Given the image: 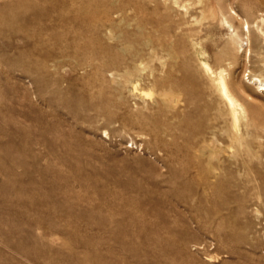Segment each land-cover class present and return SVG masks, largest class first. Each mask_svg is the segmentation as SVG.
Returning a JSON list of instances; mask_svg holds the SVG:
<instances>
[{
    "label": "rangeland",
    "instance_id": "374dc122",
    "mask_svg": "<svg viewBox=\"0 0 264 264\" xmlns=\"http://www.w3.org/2000/svg\"><path fill=\"white\" fill-rule=\"evenodd\" d=\"M261 15L0 0V264H264Z\"/></svg>",
    "mask_w": 264,
    "mask_h": 264
},
{
    "label": "bare ground",
    "instance_id": "6f19581e",
    "mask_svg": "<svg viewBox=\"0 0 264 264\" xmlns=\"http://www.w3.org/2000/svg\"><path fill=\"white\" fill-rule=\"evenodd\" d=\"M260 21H257L255 23V37L258 38L257 41L262 40L264 41V15L260 16ZM245 28V26H244ZM197 30V29H196ZM247 31L249 30V26H247ZM238 37L237 34L233 35V40L232 43L234 44L235 42V38ZM230 40V39H229ZM243 42V41H242ZM261 43V42H259ZM231 45V44H230ZM243 47V44H241V48ZM262 48L263 45H262ZM197 57V56H196ZM203 62V61H202ZM264 63V62H263ZM203 68L204 70L208 73V74H214L215 72L213 71L212 67L209 65L208 62L204 61L203 63ZM196 71V70H195ZM194 72V71H193ZM258 75V74H257ZM198 76V75H197ZM264 76V75H262ZM262 76H255L252 78V80L257 84L258 86V90L260 92L264 93V77ZM195 77V76H194ZM212 77V76H211ZM200 78V77H199ZM251 79V78H250ZM214 82L217 85V89L220 91L221 97L223 102L225 103V106L229 108V113L233 118V126L235 128V130H237L238 135L240 134V125L242 119L240 120V118L242 117L241 115L245 114L246 111L243 108V106L239 103V101L236 99V97L234 96L231 87L229 85V83L226 80V77L224 75V73L221 71L219 73H217L216 78H214ZM212 83V82H211ZM254 83V84H255ZM213 84V83H212ZM258 91V92H259ZM165 96V95H164ZM245 107V106H244ZM251 112V111H250ZM262 113V112H261ZM241 116V117H240ZM254 116V113H253ZM261 116V115H260ZM244 117V116H243ZM247 118V117H246ZM245 119V118H244ZM248 119V118H247ZM255 121V120H254ZM252 122V120H251ZM250 123V122H249ZM255 124V122H254ZM252 125V123H251ZM249 127V125H248ZM256 127V126H255ZM246 128V127H245ZM243 136V135H242ZM246 136V134L244 135ZM242 139V138H241ZM213 256V255H212ZM211 259H214L213 257Z\"/></svg>",
    "mask_w": 264,
    "mask_h": 264
}]
</instances>
